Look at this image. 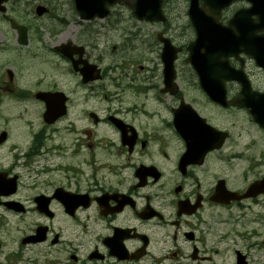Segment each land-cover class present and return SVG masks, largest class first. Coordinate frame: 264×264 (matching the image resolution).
Instances as JSON below:
<instances>
[{
    "label": "flooded vegetation",
    "instance_id": "flooded-vegetation-1",
    "mask_svg": "<svg viewBox=\"0 0 264 264\" xmlns=\"http://www.w3.org/2000/svg\"><path fill=\"white\" fill-rule=\"evenodd\" d=\"M241 8L243 1L230 6L222 23ZM164 16L146 23L112 10L104 20L76 23L83 51L72 62L62 57L59 75L27 90L13 79L0 87L15 103L57 94L60 112L46 123L45 103L33 99L36 125L26 123L28 138L13 139L6 129L0 142V264H238L240 256L239 264H264V237L256 243L254 234L217 231L244 218V202L264 199L244 200L247 187L264 177V150L257 161L244 158V109L219 106L194 89L197 77L185 70L184 14ZM158 35L180 49L175 91L163 90ZM99 36L118 41L108 53L103 47L116 57L98 56ZM247 62L243 52L229 59L246 74ZM80 70L99 77L84 83ZM238 93L226 84L227 100ZM212 129L226 134L219 148ZM249 132L264 146L261 133ZM218 210L227 212L225 222Z\"/></svg>",
    "mask_w": 264,
    "mask_h": 264
},
{
    "label": "rangeland",
    "instance_id": "rangeland-1",
    "mask_svg": "<svg viewBox=\"0 0 264 264\" xmlns=\"http://www.w3.org/2000/svg\"><path fill=\"white\" fill-rule=\"evenodd\" d=\"M168 4L170 9L167 10L171 11L185 13L187 8L186 0H168ZM36 5L46 6L51 12L57 13V16L62 15L60 19H66L70 25H65L63 29L59 28V26L51 28L54 24V20L51 19L52 15L36 18L34 16V7ZM115 10L127 9L125 7H117ZM184 17L185 24L187 25L186 15ZM5 18H13L18 23L28 28V45L26 47L17 45L16 34L10 29L7 21L4 20ZM5 18L3 19L0 15V85L3 80L7 81L5 72L8 69L13 74L16 86L24 88L25 90H27L29 86H32L39 78L49 79L54 74L59 75V72L64 68V63L62 57L53 52V48L68 40L75 41L76 43L84 41L82 36H77V32L78 34L81 33L78 31V27L75 23L78 21L73 11L71 0H9ZM185 34L188 35L186 36L187 42L190 40V32L187 28H185ZM38 36L40 39H38ZM105 39L107 40V44H105ZM98 43L100 51L98 56L101 58L110 59L118 55L106 54L113 44L118 43L116 39L99 36ZM105 45H107L106 53H103V47ZM246 72L254 87L260 88L264 86V76L254 68L251 62H247ZM3 85L4 84H2V86ZM5 98L6 94L0 90V130L9 129L11 131V138L13 139L28 138L25 134L26 123L34 126L36 125L35 104L31 101L15 103ZM251 135L253 136L252 133ZM253 137L257 138L256 136ZM250 142L244 140V158L249 159L246 155H250L253 157L249 160L257 161V155L261 153V148L259 146L260 142L253 141L254 145H251ZM246 151L248 152L246 153ZM249 164L250 163L244 161V171H246V166ZM261 170L264 172V168ZM257 172L256 170L255 173ZM247 204L249 205L250 203H244L245 206H247ZM253 206H255V208ZM228 218L226 211L218 210L217 219L219 221L223 220L225 222ZM232 218H235L234 222L230 221L229 224L218 225L217 231L225 232L226 234H244L246 236L254 234L258 236L257 239H254L255 236L252 238L254 240L253 242L256 243H259L262 237H264L263 204H253L249 208H244V218H240V216H234ZM258 254L259 252H256L254 257Z\"/></svg>",
    "mask_w": 264,
    "mask_h": 264
},
{
    "label": "water",
    "instance_id": "water-1",
    "mask_svg": "<svg viewBox=\"0 0 264 264\" xmlns=\"http://www.w3.org/2000/svg\"><path fill=\"white\" fill-rule=\"evenodd\" d=\"M7 0H0V12H5V7L2 6ZM123 1L129 4L131 10L134 12L138 19H145L148 21H158L161 19V2L162 0H74L75 10L80 19H93L104 18L108 14V7ZM199 0H190V7L188 15L191 23L196 31L197 39L191 43L188 50L190 51L189 61L192 62L194 68L197 70L203 66L204 61L211 59H218L221 52H224L230 46L231 42L237 39L238 31L244 28V52L251 56L257 65H261L258 56L255 54L258 50L264 49V41L256 36L260 30H264V0H246L251 7L244 10L242 17L237 16L234 23V28L231 26L219 27L217 23L220 12L231 4L234 0H201L203 7H198ZM46 9L44 7H36V14L41 16ZM255 17V19L252 18ZM240 18V19H239ZM243 22V24H242ZM12 29L18 33V43L26 44V29L17 25L13 20L10 21ZM235 37V39H234ZM67 44L64 48H68ZM254 53V54H253ZM220 59V66H217L218 72L225 75L216 76L215 78L208 79L205 73L200 74L199 83L200 87L208 94V96L219 102L223 99V94H219L217 89L224 91V82L236 80L241 85V92L237 99L233 100L232 104L244 106L249 108V113L254 121L264 124V95H259L251 92L249 84L244 75L236 72L228 67L226 57ZM245 97L249 98L245 102ZM37 98L43 99L47 103V110L45 117L53 114L50 106L52 104L53 95L37 94ZM244 98V103L242 99ZM1 187V185H0ZM260 183H256L250 187V191L261 188ZM2 189V188H0ZM250 195L248 192L245 196Z\"/></svg>",
    "mask_w": 264,
    "mask_h": 264
}]
</instances>
